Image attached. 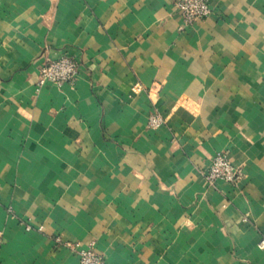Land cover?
<instances>
[{
	"label": "crops",
	"instance_id": "obj_1",
	"mask_svg": "<svg viewBox=\"0 0 264 264\" xmlns=\"http://www.w3.org/2000/svg\"><path fill=\"white\" fill-rule=\"evenodd\" d=\"M208 1L0 0V264H264V0Z\"/></svg>",
	"mask_w": 264,
	"mask_h": 264
},
{
	"label": "built area",
	"instance_id": "obj_2",
	"mask_svg": "<svg viewBox=\"0 0 264 264\" xmlns=\"http://www.w3.org/2000/svg\"><path fill=\"white\" fill-rule=\"evenodd\" d=\"M175 7L180 12L185 26H193L212 15L208 0H175ZM80 70L81 63L74 58H48L39 70V85L51 84L58 88H63L65 85L73 87L80 77ZM141 90L140 86H136L134 92L137 93ZM160 121L158 117L153 118L151 126H158ZM242 177L241 169L233 165L228 154L217 153L211 158L209 171L205 179L211 186H215L220 181L236 186ZM66 246L73 247L71 244H66ZM261 246L264 247V241H262ZM76 253L80 264H108L107 260L97 253L93 246L87 249H78Z\"/></svg>",
	"mask_w": 264,
	"mask_h": 264
}]
</instances>
